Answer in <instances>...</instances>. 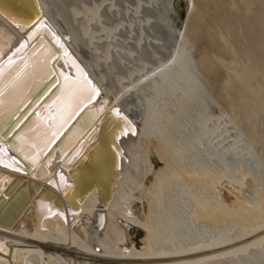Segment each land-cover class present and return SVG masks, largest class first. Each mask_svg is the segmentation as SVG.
Masks as SVG:
<instances>
[{
    "label": "bare ground",
    "instance_id": "bare-ground-1",
    "mask_svg": "<svg viewBox=\"0 0 264 264\" xmlns=\"http://www.w3.org/2000/svg\"><path fill=\"white\" fill-rule=\"evenodd\" d=\"M83 1L74 0L70 13L74 21H81V37L90 44L93 40L104 42L106 48L102 55L96 54L101 47L95 46L94 51H89L94 52L95 67L75 36L60 22L59 14H54L51 8L54 0H38L40 14L30 25L20 23L0 9V70L3 72L0 90L4 92L0 97L3 100L0 130L10 124L8 120L20 107L26 114L14 120L12 128L19 129L16 137L8 140L11 146L6 148L0 143V197L3 200L0 209L23 182L29 188L32 182H38L35 193L29 189L27 200L30 216L36 217L37 223L27 225L24 212L11 224L0 222V264H264V156L259 148L262 137L254 126L247 125V134L235 113L232 121L238 127L228 132L227 124L231 122L223 120L222 114L218 120L211 119L209 112L197 117L198 107L219 103L200 77L201 71L190 55L191 47L184 43L201 28L199 4L195 0H181L182 13L174 0L166 2V11H170L178 24V27L174 25V44L168 56L154 67L145 68L144 64L135 71L134 67L125 71L117 77L115 84L119 89L111 92L101 67L109 54L117 66L123 65L126 60L122 59L129 54L126 56L127 52L120 49L116 31L115 35L112 33L116 37H112L113 30L104 26L97 10L103 8L113 13L117 1L111 0L113 4L107 5L101 0L90 4ZM203 1L206 5L212 0ZM139 3L134 7L136 13L141 9ZM162 14L155 20L156 24H165ZM91 23L103 30L102 35L93 32L89 37ZM50 35L56 38L53 40ZM40 36L48 41H40L28 50L29 42H37ZM21 44L24 47L19 55L9 61L8 57ZM246 56L241 61L242 71L230 75L226 84L239 81L241 99L264 109V84L258 79L264 74V62L255 59L252 52ZM204 62L209 69L215 68L209 57ZM232 62L240 64L236 59ZM55 65L59 72L55 71ZM22 71L25 74L12 88L11 82ZM46 87L53 90L43 96ZM93 88L96 94L91 92ZM128 97L141 101V113L125 104ZM91 101L98 116L109 110L122 111L133 123L117 133L124 135L119 139L117 184L109 201L105 204L100 201L97 186L84 198L76 196L77 207L64 203L65 199L57 206L56 193L52 194L54 200L38 199V190L47 186L58 193L61 187L62 191H70L69 194L74 192L62 163L67 158L70 169L79 167L81 144L75 150L74 147L83 135L76 140L69 139L63 151L57 149L51 159L41 153L47 152ZM34 109L37 112L32 116ZM258 115L256 109L248 117ZM112 116L115 120L116 115ZM20 123L23 124L20 126ZM139 143L144 144L142 150ZM90 149L83 157L90 155ZM38 160L47 165L48 174L37 177L25 169L24 162L35 164ZM58 169L62 172L60 177L56 175ZM16 177L20 178L19 183L8 190ZM125 224L133 225L134 232Z\"/></svg>",
    "mask_w": 264,
    "mask_h": 264
},
{
    "label": "rangeland",
    "instance_id": "rangeland-1",
    "mask_svg": "<svg viewBox=\"0 0 264 264\" xmlns=\"http://www.w3.org/2000/svg\"><path fill=\"white\" fill-rule=\"evenodd\" d=\"M92 1L93 0H85V2L89 4L93 3ZM96 1L98 2L99 0H96ZM101 1L105 5H107L108 3L110 4L112 2L117 1L115 3L116 9L114 10L113 13L103 10V8H102V11L99 8L97 12L99 14L98 16H101V19L104 21V26L107 27L108 30L109 29L113 30L111 34L113 33L115 35L116 33L117 37L114 36L113 34H112V37H116L120 39L118 41L120 45V49L122 51L127 52L126 56L129 54L127 58L125 57L124 59H122L126 61L123 65L120 64V66H117V64L114 63L115 61L112 60V56L111 54H109L107 61L103 63L102 65L103 67H101L102 69L100 68L105 73V76H104V79L106 78L105 81L108 82L110 85L108 86V89L110 88L109 90L111 92H114V90L117 91V89H119L118 84H115L117 83L116 81L117 77L122 76V74L124 75L125 71L127 73V70L129 71L131 70L130 68L133 69V67H134L133 70L135 71V69L136 70L139 69L138 67L139 66L141 67V65H144V64H145L144 65L145 68L154 67V65L157 62L163 61L168 56L172 48V45L174 44V42L172 43L174 36H175L173 32L176 26L178 27V24L174 22L173 16L170 14V11H166L168 10V3H167V6H165V4L169 0L167 1L166 0H134V1L133 0H114L112 2L111 0H101ZM195 1H196V4H199L200 10H201L200 13H202L201 20H200L201 28L200 30L197 31V33L195 34L193 33L194 35L192 34V36H190L191 39L188 42H184V43H186V46L191 47L190 55L192 59L196 61L198 68L201 71L200 77L204 79L205 83L208 86V90H210L211 93L219 100V103L213 102L211 103V105H206L204 107L203 106L198 107L197 117L199 118L200 116L204 115L206 112H209L208 115L211 119L218 120L220 119L219 117H221V114H222L223 116H225L223 120H225L226 118L227 122L228 121L231 122L229 126L226 123L227 124L226 132H228V131L236 130V127H238L236 123L235 122L233 123L232 121L233 115L235 113L240 119L241 125L247 134H249V132L247 131L249 127L251 126L256 127L259 135L262 137L261 138L262 141L259 143V148L262 150V153L264 156V109H261L259 107L256 108V104L254 103L252 104L250 101L248 102L247 100L241 99L240 94L242 93V88H241L242 84L239 81H233L232 84H226V80L228 79L230 75H234L240 70L242 71L243 66H242L241 61H245L247 57L246 55L250 54L251 52L253 53V56L255 59H258L264 62V0H212L210 4H206V5H204L205 3L203 0H195ZM135 2L136 3L140 2L139 5L141 4L140 5L141 9L138 8L141 12L138 10L137 11V13L139 12L138 14L135 12V8H136ZM71 3L75 4L74 0H54L52 4L54 6H52L51 8L53 9V12H55L54 13L55 15L59 14L57 16L58 18L61 17V20L59 18L60 22L63 25L65 24L66 28L68 27L67 29H69L72 35L75 36V39L79 47L82 50H84L85 53H87V56L89 58L91 65L95 67V64H93L95 60V58L93 57L94 52L93 53L91 52L92 54L91 55L89 51L91 50L94 51L95 46L101 47L102 49L99 48L96 50V54L100 53V55H102L101 52H103L106 47L104 48V44H103L104 42L101 44V41L93 40L94 42L90 44L89 40H87L83 36H82L83 38L81 37L80 35L81 28L79 29V27H81L80 26L81 21L79 23L78 21H74V19L71 17V15H73V13H70L72 10ZM79 4L80 6L82 5L80 2ZM79 4L77 3L76 5L79 6ZM146 4L149 7H151L152 10L148 9V6ZM159 7H161V9ZM163 7L164 9H162ZM159 9L161 13H159ZM162 12H166V13L162 14ZM121 13H124V14L122 15ZM145 13L148 16H146ZM160 14H162V16H165L164 17L165 24L160 23L161 24L160 25V24L155 23V20H159L158 16ZM125 16H126V20H125ZM71 18L73 20H71ZM157 23H159V21ZM128 24L132 25V27ZM91 26L94 29V31L91 30L92 28L90 29V31H92V34L91 32H89L90 38H91V35H93L94 33H96L94 35H97V34L102 35L101 32L103 30H99V28H97L98 27L97 24L91 23ZM112 26L115 27L116 29L113 28ZM123 27L125 28V30L123 29ZM161 28L163 31H165L166 29L168 34L167 32L166 33L163 31L160 32ZM114 31L116 32L114 33ZM104 32L106 34L107 30ZM124 33L126 34V36ZM95 37L96 36H94V39ZM138 37L140 39H138ZM138 40H140L139 46H138ZM114 42H112L111 44L113 45ZM133 42H135L134 43L135 45L133 44ZM133 56L135 57V59H133L134 58ZM137 57H139L140 59ZM207 57L212 59V61L215 63V68L212 70L209 69L204 62V60ZM149 58H152V59H149ZM154 58H156L157 60L156 59L153 60ZM233 59L240 61V64H234L232 62ZM136 60L139 62L138 64H136L137 63ZM151 64H153V66H151ZM116 68L117 70L119 69V71H117ZM98 71L99 70H96L97 73L100 72ZM263 71H264V68H263ZM263 76L264 74H261L260 78L258 77L261 84H264ZM135 99L136 98L128 97L125 101V104L129 108H131L132 111L141 113L142 107H143L142 103L141 101L137 99L135 100ZM254 108L258 109L259 115L253 116L251 118L248 117V115L252 111L256 110ZM247 125H249V127ZM241 135H242V132L240 131L239 136ZM142 144L143 143L141 144L139 143L138 145L139 149L141 150H142L141 147H144V144L143 145ZM142 154L144 153L142 152ZM238 226L240 227V225ZM204 227L205 226H202V229H204ZM240 228L243 229L244 227H240Z\"/></svg>",
    "mask_w": 264,
    "mask_h": 264
},
{
    "label": "water",
    "instance_id": "water-1",
    "mask_svg": "<svg viewBox=\"0 0 264 264\" xmlns=\"http://www.w3.org/2000/svg\"><path fill=\"white\" fill-rule=\"evenodd\" d=\"M174 5L176 6L180 5L179 7L180 12L182 13L184 12V7L181 4V0H174ZM0 9L4 11V13H7L9 17H13L16 20H18L20 23L26 25H30L32 22H34L40 14V6L38 0H0ZM50 37L53 40L56 38L53 37V35L52 36L50 35ZM44 40H46V37L40 36L37 42L35 41H33L32 43L29 42L28 50L34 47V45L40 43V41H44ZM46 45L47 44H45L44 47H46ZM53 45H56V43H54ZM60 46H61L60 48H62V45ZM51 59L52 58H50V60ZM54 67H55V71L59 72L58 65L57 66L55 65ZM55 71L50 76H52L55 73ZM50 87L49 88L46 87V89L43 92L44 93L43 96L45 95L48 96V94L52 92L53 89L50 90ZM39 89L40 88L38 87L37 92L39 91ZM100 94L101 92H99V95ZM39 96H42V94H40ZM92 103L93 101L87 103L79 111V113L71 121V123L67 125V127L63 130V132L54 140V142L49 147L47 152L41 153V156L46 155L47 159H51L57 149H61L63 151L64 146L66 145L69 139L76 140L77 137L79 138L83 135L81 140L76 144V147H74L75 150V148H77V146L81 144L82 152L84 151V149L88 148L87 152L82 153L80 151L82 154L81 157L82 159L80 161L79 167H77L78 169L75 168L78 171H76L73 168L70 169L67 158H65V160L62 163V166L66 168L72 180V184L75 187L74 192H72V194L71 193L69 194L70 191H62V187H61L60 190L61 193L60 192L58 193L54 189L47 186L38 190L37 192L38 199H43V198L47 199L49 197V199L53 198L52 200H54V198L56 197L54 201L56 202L57 206H59V202L61 200L65 199L64 203L67 204L70 203L74 207H77L76 196L84 198V196L90 191V189H92L94 186H97L99 189L100 201L104 204L109 201L111 194L117 184L116 181L118 176L117 162L119 160V153H120L119 139L124 135L123 132L120 135H118L117 133L120 132L123 127L128 128L129 126H133V123L129 117L123 114L122 111H117V113H115L113 110H109L98 116L96 114L97 113L96 106ZM34 110L31 112V113L34 112L32 116H34L37 112V110L35 111ZM112 114L116 115L115 120ZM18 115L19 118L22 115L26 116V114L23 113L22 107L19 108V112L14 117H11L8 120V123L11 120L10 124L5 125V127H3L0 130V143H3L6 146V148H9L11 146L8 140L9 139L12 140V138H15L17 135L16 131H18L19 127L12 128V126L15 124L16 121L14 120H16ZM27 116L29 117V115ZM22 124L23 123H20V126ZM3 132L4 134H2ZM128 132H131L130 128L128 129ZM89 147H93V148L90 149ZM89 149H90V155L87 158L83 157L85 156L86 153L87 154L89 153ZM24 165L27 171H31L37 177L39 175L44 176L49 172L47 165L45 163L39 162V160L35 164H30L26 161L24 162ZM56 175L59 177L62 175L60 169L56 171ZM19 181L20 178L16 177L12 182V184L10 185V187L8 188V190L13 189V187L16 186L19 183ZM34 183L35 182H32L30 184L32 193H35L37 189L36 187H38V182L36 181V183L35 184ZM30 188L27 182H23L17 188V190L11 196L8 203L2 209H0V222L11 224L18 218V216L21 213L24 212L23 219L27 225L33 226L34 223H37V218L35 217L33 219V217L30 216L31 211L30 208L27 207V200L29 196L28 193L30 192L29 191ZM53 193H56L57 195L55 194V197H53L52 195ZM66 193L69 195L66 196ZM2 201H3L2 197H0V203ZM125 227L131 233L134 232L133 225L125 224ZM140 234L141 231L138 230L137 235Z\"/></svg>",
    "mask_w": 264,
    "mask_h": 264
},
{
    "label": "snow or ice",
    "instance_id": "snow-or-ice-1",
    "mask_svg": "<svg viewBox=\"0 0 264 264\" xmlns=\"http://www.w3.org/2000/svg\"><path fill=\"white\" fill-rule=\"evenodd\" d=\"M23 47H24V45L21 44L20 47H18V48L15 50V52H13V53L8 57L9 61H11V60L13 59L14 56L19 55V52H20V50H21ZM0 55H2V53H0ZM25 69H27V65H25ZM24 74H25V73H24L23 71L17 74V76L15 77V79L11 82V87H12V88H15V87L17 86V84L20 82V80L22 79V77H23ZM2 75H3V72H2V70H0V76H2ZM91 92H92L93 94H96V93H97V90H96L95 88H93V89H91ZM3 95H4L3 90H0V97H3ZM89 99H91V97H89ZM0 104H3V100H2V99H0Z\"/></svg>",
    "mask_w": 264,
    "mask_h": 264
}]
</instances>
